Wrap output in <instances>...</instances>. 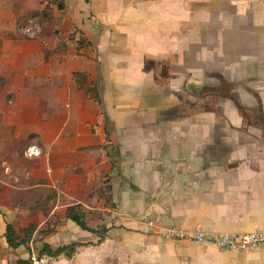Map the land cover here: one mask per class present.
<instances>
[{
	"label": "crops",
	"instance_id": "1",
	"mask_svg": "<svg viewBox=\"0 0 264 264\" xmlns=\"http://www.w3.org/2000/svg\"><path fill=\"white\" fill-rule=\"evenodd\" d=\"M240 107L264 114V0H0V264H264L145 229L264 231Z\"/></svg>",
	"mask_w": 264,
	"mask_h": 264
},
{
	"label": "built area",
	"instance_id": "2",
	"mask_svg": "<svg viewBox=\"0 0 264 264\" xmlns=\"http://www.w3.org/2000/svg\"><path fill=\"white\" fill-rule=\"evenodd\" d=\"M23 32L29 37L36 36L41 27L34 19H28ZM145 229L148 233L157 235L161 238L172 240H188L196 243H210L221 250L242 251L254 250L264 245V231L249 232H217L206 230L200 227L188 229L168 227L145 221ZM54 257L48 253L34 255L29 264H51Z\"/></svg>",
	"mask_w": 264,
	"mask_h": 264
},
{
	"label": "flooded vegetation",
	"instance_id": "3",
	"mask_svg": "<svg viewBox=\"0 0 264 264\" xmlns=\"http://www.w3.org/2000/svg\"><path fill=\"white\" fill-rule=\"evenodd\" d=\"M232 89V84L222 80L217 84V86L208 89L204 95L203 100L207 107H210L211 104L217 100L216 97H225L230 98V91ZM243 116L244 124H255L264 128V114L261 111L254 112V109L251 108H239ZM256 113V114H255Z\"/></svg>",
	"mask_w": 264,
	"mask_h": 264
},
{
	"label": "trees",
	"instance_id": "4",
	"mask_svg": "<svg viewBox=\"0 0 264 264\" xmlns=\"http://www.w3.org/2000/svg\"><path fill=\"white\" fill-rule=\"evenodd\" d=\"M66 215L67 217L71 218L73 221H75L81 228L83 229H87V230H91L87 225H86V221H85V212L82 209V207L80 205H73V206H69L66 209ZM6 238L8 240V242L12 245L15 246V244L12 242V238H13V230L12 227L8 224L7 228H6ZM73 245L70 246H66V247H60L57 248L56 250H54V253H58L66 248H69L71 251H73ZM49 252V250L47 251ZM51 252V253H53ZM30 263V261H29ZM28 263V264H29Z\"/></svg>",
	"mask_w": 264,
	"mask_h": 264
},
{
	"label": "rangeland",
	"instance_id": "5",
	"mask_svg": "<svg viewBox=\"0 0 264 264\" xmlns=\"http://www.w3.org/2000/svg\"><path fill=\"white\" fill-rule=\"evenodd\" d=\"M27 20H28V19H27V17H26V23H27Z\"/></svg>",
	"mask_w": 264,
	"mask_h": 264
}]
</instances>
